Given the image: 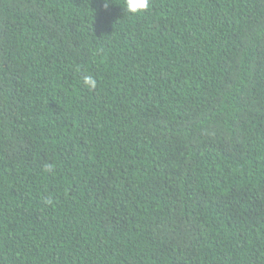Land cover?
<instances>
[{
    "label": "trees",
    "instance_id": "1",
    "mask_svg": "<svg viewBox=\"0 0 264 264\" xmlns=\"http://www.w3.org/2000/svg\"><path fill=\"white\" fill-rule=\"evenodd\" d=\"M123 5L0 0V264H264V0Z\"/></svg>",
    "mask_w": 264,
    "mask_h": 264
},
{
    "label": "clouds",
    "instance_id": "2",
    "mask_svg": "<svg viewBox=\"0 0 264 264\" xmlns=\"http://www.w3.org/2000/svg\"><path fill=\"white\" fill-rule=\"evenodd\" d=\"M151 0H124L123 10L129 16H136L142 14L150 8ZM109 6V0H104V7L107 9ZM82 82L85 87L89 89H95L97 87V80L92 75H84ZM46 170L51 172L52 166L46 165Z\"/></svg>",
    "mask_w": 264,
    "mask_h": 264
}]
</instances>
